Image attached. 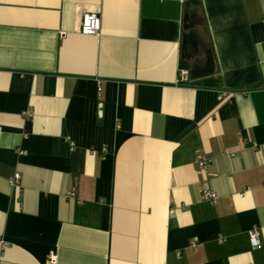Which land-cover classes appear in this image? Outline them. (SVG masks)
Returning a JSON list of instances; mask_svg holds the SVG:
<instances>
[{"label": "crops", "instance_id": "1", "mask_svg": "<svg viewBox=\"0 0 264 264\" xmlns=\"http://www.w3.org/2000/svg\"><path fill=\"white\" fill-rule=\"evenodd\" d=\"M0 264H264V0H0Z\"/></svg>", "mask_w": 264, "mask_h": 264}, {"label": "built area", "instance_id": "2", "mask_svg": "<svg viewBox=\"0 0 264 264\" xmlns=\"http://www.w3.org/2000/svg\"><path fill=\"white\" fill-rule=\"evenodd\" d=\"M79 22L80 24L78 32L81 35L98 36L100 31V18L96 12H84ZM188 80L189 73L187 72V70L183 68L178 69L177 83L180 85H186L188 83ZM25 116L29 118L32 116V113L27 112ZM195 154V164L197 166V170L200 173H204L206 171L207 166L210 165L211 159L200 152H197ZM8 183L10 187L18 189L20 187V175L18 173H14V175L10 179H8ZM66 196L67 198L72 200L76 199V193L74 191H69ZM200 197L203 202H206L211 205H214L218 200V196L207 187H203L202 189H200ZM77 202L80 203V201ZM248 241L250 247L254 249H259L261 247L258 231L256 229H251L248 232ZM54 259V257H51L50 261L53 262Z\"/></svg>", "mask_w": 264, "mask_h": 264}, {"label": "water", "instance_id": "3", "mask_svg": "<svg viewBox=\"0 0 264 264\" xmlns=\"http://www.w3.org/2000/svg\"><path fill=\"white\" fill-rule=\"evenodd\" d=\"M189 21L193 27V34L199 40V45L201 47L208 45L207 35L202 27V14L198 6H191L188 10Z\"/></svg>", "mask_w": 264, "mask_h": 264}]
</instances>
